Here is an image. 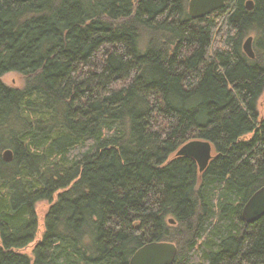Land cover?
I'll return each instance as SVG.
<instances>
[{
    "label": "trees",
    "instance_id": "trees-1",
    "mask_svg": "<svg viewBox=\"0 0 264 264\" xmlns=\"http://www.w3.org/2000/svg\"><path fill=\"white\" fill-rule=\"evenodd\" d=\"M189 2L0 0V264H130L153 242L264 264V217L242 218L264 188V0ZM196 140L203 173L177 156Z\"/></svg>",
    "mask_w": 264,
    "mask_h": 264
},
{
    "label": "water",
    "instance_id": "water-1",
    "mask_svg": "<svg viewBox=\"0 0 264 264\" xmlns=\"http://www.w3.org/2000/svg\"><path fill=\"white\" fill-rule=\"evenodd\" d=\"M227 0H190L189 14L193 20L203 19L225 8ZM249 10L253 3L248 2ZM253 38L244 44L246 55L254 59ZM178 157H189L197 163L200 173H203L213 158V147L209 142L196 140L184 145L178 152ZM4 160L11 162L13 154L10 150L4 154ZM264 217V188L257 191L246 203L242 212L243 220L252 224ZM174 224V220H170ZM178 254L176 245L168 242H153L139 249L132 257L130 264H174Z\"/></svg>",
    "mask_w": 264,
    "mask_h": 264
},
{
    "label": "rangeland",
    "instance_id": "rangeland-1",
    "mask_svg": "<svg viewBox=\"0 0 264 264\" xmlns=\"http://www.w3.org/2000/svg\"><path fill=\"white\" fill-rule=\"evenodd\" d=\"M250 37L254 39V36H250ZM250 37H246V39L244 40V44ZM253 51H254V47H253ZM254 54H255V51H254ZM4 81L10 86L20 87L22 85L21 77L17 76L16 74L8 75L7 77L4 78ZM263 107H264V95L262 99L260 100V112L261 113H263ZM49 208H50V204L48 202H41L37 205L36 212H37V217L39 220V234H38L36 241H39L43 236V233L45 230V224H44L45 217L48 213ZM33 247L34 245H31L28 249L24 250L23 253L32 257Z\"/></svg>",
    "mask_w": 264,
    "mask_h": 264
}]
</instances>
